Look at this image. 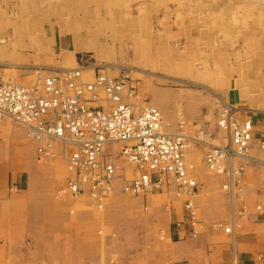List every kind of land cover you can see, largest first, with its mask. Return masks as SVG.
Wrapping results in <instances>:
<instances>
[{"label":"rangeland","instance_id":"1","mask_svg":"<svg viewBox=\"0 0 264 264\" xmlns=\"http://www.w3.org/2000/svg\"><path fill=\"white\" fill-rule=\"evenodd\" d=\"M14 24H21L23 32L18 35L22 41L37 44L45 34L39 27L54 26L59 33L63 26V47L70 48L67 53L72 61L64 68L77 67L86 60L90 65H107L111 75L122 71L130 74L139 97L159 109L166 131L189 136L186 158L194 164L193 174L198 182L199 218L204 224L210 221L212 230L214 222L228 221L233 203L222 188L223 176L206 168L204 156L213 144L226 142L216 125L218 98L264 118V0H0V41L16 36ZM71 34L76 51L71 47ZM12 50V55L44 53L41 48ZM53 53L58 55L59 48L55 47ZM85 75L91 77L92 72ZM173 76L182 80L175 81ZM157 88L163 94L150 92ZM159 102L167 104L169 116ZM54 145L55 156L36 160L41 166H54L58 174L56 186L61 185L55 192L56 201L66 196L80 201L81 195L65 190L68 171L61 146ZM256 149L254 156L263 159L262 150ZM120 164L126 179L138 175L133 163L120 160ZM246 175L250 180L244 188V202L253 208L264 188V167L256 174L246 168ZM121 185L119 179L116 186ZM255 185L262 188L256 189ZM247 186L251 189L247 190ZM119 191L121 202L136 205L135 213L140 215L161 202L158 193L136 195ZM163 191L175 195L171 183ZM0 256V264H10L14 253L6 256L0 250Z\"/></svg>","mask_w":264,"mask_h":264},{"label":"built area","instance_id":"2","mask_svg":"<svg viewBox=\"0 0 264 264\" xmlns=\"http://www.w3.org/2000/svg\"><path fill=\"white\" fill-rule=\"evenodd\" d=\"M87 71L91 77L85 75ZM215 104L216 125L226 142L209 147L204 164L223 176L222 188L234 209L231 222L217 221L212 227L232 233L249 215L264 223V189L251 212L244 202L246 165L264 166V158L250 153L256 145L264 154V133H255L253 119L239 105L221 98ZM5 117L23 125L36 140L38 161L55 156L54 143L61 146L68 171L66 191L75 196L87 193L102 209L116 189L147 195L162 192L171 183L183 200V220L177 226L186 229L187 237L202 232L205 224L195 200L198 182L194 164L186 158L189 136L166 131L159 109L139 97L126 71L111 75L107 65L82 60L77 67L50 73L34 85L0 77V121ZM120 160L133 163L138 175L126 179ZM119 179L122 185L117 188Z\"/></svg>","mask_w":264,"mask_h":264},{"label":"crops","instance_id":"3","mask_svg":"<svg viewBox=\"0 0 264 264\" xmlns=\"http://www.w3.org/2000/svg\"><path fill=\"white\" fill-rule=\"evenodd\" d=\"M20 26L14 24L16 36L0 41V77L4 80L34 85L72 62L67 53L70 48L63 47V26L59 33L54 26L39 27L45 34L38 44L22 41ZM73 40L71 34V47L76 51ZM23 47L41 48L44 53L11 54L13 48ZM55 47L58 55L53 53ZM158 104L169 116L167 104ZM244 110L254 121L255 133H264V118ZM25 129L8 117L0 121V250L6 256L14 253L10 264H264V223L253 215L232 233L212 230L208 221L200 235L192 238L177 226L183 220V200L173 193L159 192L161 202L151 205L144 215L135 213L136 205L121 202L119 189L106 198L102 210L87 194L77 202L69 196L56 201L55 192L61 185L56 186L58 174L54 166H41L36 160L37 142ZM256 148H251L253 156ZM263 167L261 163L246 165L254 174ZM246 179L250 180L249 175ZM200 197L195 199L199 206ZM247 206L252 209L248 202ZM232 220L233 213L224 221ZM160 232L164 239L159 238Z\"/></svg>","mask_w":264,"mask_h":264},{"label":"bare ground","instance_id":"4","mask_svg":"<svg viewBox=\"0 0 264 264\" xmlns=\"http://www.w3.org/2000/svg\"><path fill=\"white\" fill-rule=\"evenodd\" d=\"M76 47H77V46H76ZM76 47H75V48H76ZM259 160H260V159H259ZM258 163H260V162H258ZM261 164H262V163H261ZM233 256H234V255H233ZM232 258H233V257H232Z\"/></svg>","mask_w":264,"mask_h":264}]
</instances>
